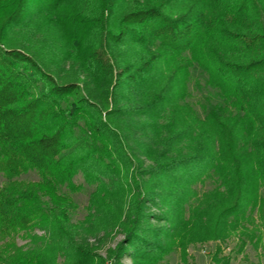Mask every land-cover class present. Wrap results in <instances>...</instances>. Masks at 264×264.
I'll list each match as a JSON object with an SVG mask.
<instances>
[{"label":"trees","instance_id":"1","mask_svg":"<svg viewBox=\"0 0 264 264\" xmlns=\"http://www.w3.org/2000/svg\"><path fill=\"white\" fill-rule=\"evenodd\" d=\"M78 175L93 189L73 222ZM0 176V264H190L198 243L258 246L264 0H0ZM222 252L214 264L231 263Z\"/></svg>","mask_w":264,"mask_h":264},{"label":"rangeland","instance_id":"2","mask_svg":"<svg viewBox=\"0 0 264 264\" xmlns=\"http://www.w3.org/2000/svg\"><path fill=\"white\" fill-rule=\"evenodd\" d=\"M194 78H203V74L201 70H194L193 71ZM191 89L193 92V96L190 99L191 102L194 103L197 110H199L200 113H203V108L201 107L202 104L207 105L208 100L205 98V96L208 93L207 89H204L202 91H199L195 89L194 84L191 85ZM216 100H213V103H215ZM31 179L36 180L37 177L35 175L31 176ZM4 178L0 176V186L3 184ZM77 183L84 184V190L78 194L75 195V200L78 204V208L74 211H72L71 218L73 222H78L80 220H83L87 215V206L89 201V195L92 191V187L85 184L83 178L81 175H78L76 178ZM210 187V183L208 182L206 186L203 188L208 189ZM153 213L160 214L162 211L160 209H152ZM152 223L154 226H159L161 223L157 222L156 220ZM162 226H166L164 223ZM38 235L43 234L41 231L36 232ZM19 245H23L25 247H28L31 245V239L25 237V234L21 232L19 235L12 236ZM123 238V235L117 234L116 239L108 241L101 249H99V253L106 257L107 253L106 250L111 247L115 248L117 242H119ZM92 242H95L94 239L91 240ZM221 247L222 254L221 256H231V263L230 264H264V242H261L258 246L254 245L252 242L248 243L243 250V252H239V246L240 241L239 237H232L228 239L225 243L221 242H205V243H198L196 245H191L189 247L188 252L190 253L189 262L190 264H214L212 257L214 253L216 252L218 247ZM165 262L169 264H181L179 253L173 252L170 255L167 256ZM125 264H131V260L129 257L124 258Z\"/></svg>","mask_w":264,"mask_h":264}]
</instances>
